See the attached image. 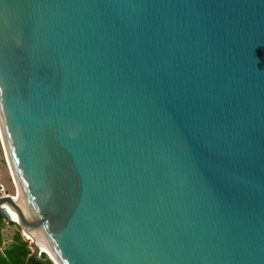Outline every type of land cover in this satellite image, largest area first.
Here are the masks:
<instances>
[{
    "label": "water",
    "instance_id": "1",
    "mask_svg": "<svg viewBox=\"0 0 264 264\" xmlns=\"http://www.w3.org/2000/svg\"><path fill=\"white\" fill-rule=\"evenodd\" d=\"M0 135L55 264H264V0H0Z\"/></svg>",
    "mask_w": 264,
    "mask_h": 264
},
{
    "label": "trees",
    "instance_id": "2",
    "mask_svg": "<svg viewBox=\"0 0 264 264\" xmlns=\"http://www.w3.org/2000/svg\"><path fill=\"white\" fill-rule=\"evenodd\" d=\"M6 223L5 216L0 213V244L2 243V228ZM42 256L46 258L49 264H55L45 252ZM0 264H45L35 256V251L27 240H25L20 231H16L12 242L0 251Z\"/></svg>",
    "mask_w": 264,
    "mask_h": 264
},
{
    "label": "rangeland",
    "instance_id": "3",
    "mask_svg": "<svg viewBox=\"0 0 264 264\" xmlns=\"http://www.w3.org/2000/svg\"><path fill=\"white\" fill-rule=\"evenodd\" d=\"M0 182L4 185L5 191L7 193H9L10 195L16 193V186L13 180V176L10 173L9 166L7 164L6 155L1 145V139H0ZM16 231H20L23 238L27 240L29 244H32L31 240L24 235L23 230L19 227L17 223L13 221H8L6 219V223L2 228V233H1L3 240L2 243L0 244V251H3L12 242L13 236ZM32 249L34 250L33 246Z\"/></svg>",
    "mask_w": 264,
    "mask_h": 264
},
{
    "label": "bare ground",
    "instance_id": "4",
    "mask_svg": "<svg viewBox=\"0 0 264 264\" xmlns=\"http://www.w3.org/2000/svg\"><path fill=\"white\" fill-rule=\"evenodd\" d=\"M7 164H8V166H9V169H10V173H11V175L14 176V173H13L12 168L10 167L8 161H7ZM15 181H16V180H15ZM11 195H12V194H11ZM13 196H14L13 198L17 201V203H18V205H19V209H20L21 214H22L24 217L27 218V216H28V215H27L28 212H27V210H26L25 205L23 204L24 201L22 200L21 194H20V193H19V194L15 193V194H13ZM2 208L6 209V210L9 212V214L11 215V218L13 219V221H16V220H17V217H16L15 213L12 211V209L10 208V206H9L7 203H4V204L2 205ZM24 235H25L28 239H30L31 241L33 240L32 236H34V238L36 239L35 242L39 245V247L41 248V251L48 253V255H49L52 259H54V257L52 256V254L49 252V250H48V249L44 246V244L42 243V241H41V239H40V236H39V234L37 233V231H34V230L29 229V230L24 231ZM35 239H34V240H35Z\"/></svg>",
    "mask_w": 264,
    "mask_h": 264
},
{
    "label": "built area",
    "instance_id": "5",
    "mask_svg": "<svg viewBox=\"0 0 264 264\" xmlns=\"http://www.w3.org/2000/svg\"><path fill=\"white\" fill-rule=\"evenodd\" d=\"M0 139H1V135H0ZM1 145H2V148L4 149L3 147V143H2V140H1ZM5 153V152H4ZM0 194H9L5 191V187L4 185L0 182ZM32 243V242H31ZM31 247L33 246L32 244H30Z\"/></svg>",
    "mask_w": 264,
    "mask_h": 264
},
{
    "label": "snow or ice",
    "instance_id": "6",
    "mask_svg": "<svg viewBox=\"0 0 264 264\" xmlns=\"http://www.w3.org/2000/svg\"><path fill=\"white\" fill-rule=\"evenodd\" d=\"M251 55H252V57L255 59L256 56H257V53H256V52H253V53H251Z\"/></svg>",
    "mask_w": 264,
    "mask_h": 264
}]
</instances>
